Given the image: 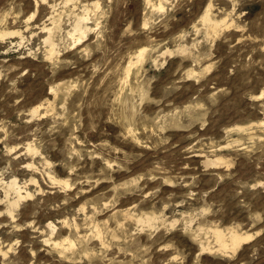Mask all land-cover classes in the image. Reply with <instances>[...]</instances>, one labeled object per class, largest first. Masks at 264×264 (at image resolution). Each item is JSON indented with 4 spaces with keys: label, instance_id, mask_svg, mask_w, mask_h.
Segmentation results:
<instances>
[{
    "label": "rangeland",
    "instance_id": "rangeland-1",
    "mask_svg": "<svg viewBox=\"0 0 264 264\" xmlns=\"http://www.w3.org/2000/svg\"><path fill=\"white\" fill-rule=\"evenodd\" d=\"M66 1L0 0V264H264V0Z\"/></svg>",
    "mask_w": 264,
    "mask_h": 264
},
{
    "label": "bare ground",
    "instance_id": "bare-ground-1",
    "mask_svg": "<svg viewBox=\"0 0 264 264\" xmlns=\"http://www.w3.org/2000/svg\"><path fill=\"white\" fill-rule=\"evenodd\" d=\"M65 1V0H64ZM72 0H67L66 2H71ZM151 1V0H150ZM149 3V2H148ZM99 4V3H98ZM147 4V3H146ZM152 5V4H151ZM154 5V4H153ZM152 5V6H153ZM52 6V5H51ZM99 6V5H98ZM160 6V5H159ZM158 6V7H159ZM209 6V5H208ZM58 7V6H57ZM100 7V6H99ZM161 7V6H160ZM54 8V7H53ZM84 8V7H83ZM162 8V7H161ZM161 8H158V9H161ZM209 8V7H208ZM58 9V8H57ZM212 9V8H211ZM210 9V10H211ZM209 10V9H208ZM212 11V10H211ZM53 12V11H52ZM86 12V11H85ZM207 13H206V16H202V17H204V21H205V23H208L209 25L210 24H212V25H214V27H215V25H216V23H213V21H212V18L210 17V15H209V11H206ZM80 13V12H79ZM90 13V12H89ZM205 13V12H204ZM81 15H82V11H81ZM84 15V16H83ZM83 15L82 16H79V17H77V19H76V22H75V26H74V28H73V33H71V37L70 38H75L74 40H75V43L76 44H79L81 41H82V39L84 38V36L86 37V35H87V32H88V28H87V26H86V23L88 22V21H86V20H89L90 18H88L87 17V12L84 14V11H83ZM34 16V15H33ZM50 16H52V15H50ZM31 17V16H30ZM75 17V16H74ZM32 18V17H31ZM30 18V19H31ZM71 18V17H70ZM51 19H52V21H51ZM51 19H50V21L52 22V27H46V26H44V30H47L46 32H47V34L48 35H46L47 37H46V39H45V43L49 46V50H48V52H49V54L50 55H52L53 53H54V51H55V48H54V38H53V33H55L54 32V30H55V28L57 27L56 26V23H57V21H56V19L54 18V16H52L51 17ZM92 19V18H91ZM90 19V20H91ZM202 20V21H203ZM63 21V20H62ZM203 21V22H204ZM50 22V23H51ZM44 24V23H43ZM204 24V23H203ZM208 24H207V27H208ZM88 25V24H87ZM221 25V24H220ZM92 26V25H91ZM227 26V25H226ZM205 27H206V25H205ZM211 26H209V28H210ZM218 27V26H217ZM216 27V28H217ZM228 27V26H227ZM60 28V27H59ZM41 29H42V27H41ZM213 28H210V31L212 30ZM221 29V28H220ZM207 30H208V28H207ZM222 30V29H221ZM220 30V31H221ZM43 31V30H42ZM220 31H218V32H220ZM7 32V31H6ZM208 32H209V30H208ZM2 33H3V31H2ZM43 33H44V31H43ZM211 33H212V31H211ZM213 33H215V32H213ZM8 34V33H7ZM10 34V33H9ZM15 34V33H14ZM215 34H217V33H215ZM214 34V35H215ZM1 36H4L5 35V33L4 34H0ZM76 35H79V37L78 38H76L75 36ZM57 36V35H56ZM68 36V35H67ZM69 36H70V34H69ZM209 36V35H208ZM23 38V37H22ZM69 38V37H68ZM74 42V41H73ZM44 43V44H45ZM76 46V45H75ZM56 47V46H55ZM47 48V47H46ZM182 50V49H181ZM144 52H146V50L145 51H141L140 52V56H139V60L138 61H140V59L143 57V54H144ZM170 53V52H169ZM45 54V53H44ZM131 63V62H130ZM127 70H128V68H127ZM128 72H130V69L128 70ZM129 75H130V73H128ZM192 74H190V76H191ZM194 76V75H193ZM35 112H38L37 111V109H35L34 110ZM33 114H34V112H33ZM132 130V129H131ZM128 134V133H127ZM28 144H30V143H28ZM29 149H31V148H29ZM30 151V150H29ZM207 160V159H206ZM211 160V159H210ZM207 160L208 161V163H210V164H212V165H221L222 164V161L220 160V159H213V161L211 160ZM214 160H216V161H214ZM206 161V162H207ZM207 165V164H206ZM229 165V164H228ZM18 180V179H17ZM10 181V180H9ZM38 181V180H37ZM31 183V182H30ZM6 184V183H5ZM34 184V183H33ZM25 186H27V185H25ZM60 186V185H59ZM70 187V186H69ZM39 188H41V187H39ZM70 190V189H69ZM8 191H9V193L10 192H13L14 194H16L17 195V197H16V199L15 200H13V201H11L10 202V204H9V208H8V210H9V214H11V216H12V218H13V213H14V211H15V209L16 208H18V206H19V204H20V202L23 200V199H25V198H28V197H30L31 196V192L30 193H24L25 192V189L22 187V186H20L19 184H18V181H16V179L15 180H13V181H11L10 183H9V185H8ZM29 191V190H28ZM63 192V191H62ZM67 192V191H66ZM42 193V192H41ZM25 194V195H24ZM35 194H37V192L35 193ZM44 194V193H43ZM66 195V194H65ZM76 197V196H75ZM12 198V197H11ZM71 200V199H70ZM4 202V201H3ZM71 203V202H70ZM73 203V202H72ZM53 206V205H52ZM80 207V206H79ZM82 207V206H81ZM83 209V208H82ZM93 209V208H92ZM74 210V209H73ZM76 210V209H75ZM85 210H87V209H85ZM65 212V211H64ZM98 213V212H97ZM125 213V212H124ZM130 213V212H129ZM78 214V213H77ZM92 214V213H91ZM129 215V214H128ZM149 216V215H148ZM9 217V216H8ZM85 217V216H84ZM94 217V216H93ZM125 218V217H124ZM64 219V218H63ZM131 219V218H130ZM85 220V219H84ZM87 220V219H86ZM140 220V219H139ZM139 220L137 221V223H139ZM155 220V218H153V217H146V219L144 220L145 221V223H147V225H149L148 227H150V226H152V224H153V221ZM159 220V219H158ZM17 221V220H16ZM59 221V220H58ZM142 221V220H141ZM144 221L142 222V224L144 223ZM12 222V221H11ZM33 222V221H32ZM67 222V221H66ZM107 222V221H106ZM27 223V222H26ZM65 223V222H64ZM76 223V222H75ZM159 223V222H158ZM28 224V223H27ZM66 224V223H65ZM71 224V223H70ZM92 224V223H91ZM106 224V223H105ZM108 224V223H107ZM123 224V223H122ZM33 225V224H32ZM48 225V229H50L51 230V232H54L55 230H56V227L57 226H54L55 224L54 223H49V224H47ZM77 225V224H76ZM124 226V225H123ZM66 227V226H65ZM153 227H156V225H155V223H154V226ZM191 227V226H190ZM59 228V227H58ZM76 228H78V226L76 227ZM146 228H147V226H146ZM151 228V227H150ZM24 229V228H23ZM75 229V228H74ZM101 229V228H100ZM145 229V228H144ZM152 229V228H151ZM154 229V228H153ZM50 230H49V232H50ZM79 230V229H78ZM77 230V231H78ZM140 230H141V226H140ZM199 230V229H198ZM227 230V229H226ZM39 231V230H38ZM41 231V230H40ZM44 231V229H42V232ZM100 231V230H99ZM203 231V230H202ZM212 232H213V235H214V237H215V239H216V241H217V244L219 245V247L222 249V250H228V249H231V250H236L237 248H239L241 245H243L244 243H247L248 241H250L251 239H252V237H253V235L252 234H250V233H248V232H239V231H237V230H229L227 233L224 231V230H222V229H219L218 227L214 230H212ZM105 233V232H104ZM93 234V233H92ZM83 235V234H82ZM94 235V234H93ZM95 235H96V233H95ZM66 236H68V235H66ZM101 236H102V234H101ZM52 237V236H51ZM69 237V236H68ZM44 238V237H43ZM49 238V237H48ZM98 238V237H97ZM42 239V238H41ZM67 239V238H66ZM72 240V239H71ZM85 240V239H84ZM44 241V240H43ZM48 241V240H47ZM53 241V240H52ZM52 241H50V242H52ZM69 241V240H68ZM101 241V240H100ZM215 241V240H214ZM64 242V241H63ZM108 242V241H107ZM66 243V242H65ZM74 243V242H73ZM72 242H68V244H67V246H66V244H64V243H59V242H55L54 244H55V246L58 248V249H61V250H63V251H65L66 249H72L73 248V246H74V244H73ZM77 243V242H76ZM43 244H45V242H43ZM106 245V244H105ZM201 245V244H200ZM208 245V244H207ZM48 246H49V244H48ZM107 246V245H106ZM201 246H204V244L203 245H201ZM210 246V245H209ZM207 247V246H206ZM210 248V247H209ZM0 250H2V249H0ZM12 250V249H11ZM10 250V251H11ZM211 250V249H210ZM7 251H9V250H7ZM99 251V250H98ZM114 251V250H113ZM5 252V251H4ZM68 252V251H67ZM223 253V252H222ZM225 253V252H224ZM226 254V253H225ZM230 254V253H229ZM63 256H64V254H63ZM35 257V256H34ZM51 257V256H50ZM66 257H68V256H66ZM68 259V258H67ZM70 260V259H69ZM119 260V259H118ZM122 260V259H121ZM126 260V259H125ZM106 261V260H105ZM173 261V260H172ZM171 261V262H172ZM80 262V261H79ZM173 263V262H172ZM162 264V263H161Z\"/></svg>",
    "mask_w": 264,
    "mask_h": 264
}]
</instances>
